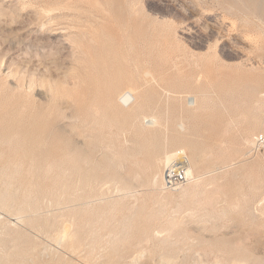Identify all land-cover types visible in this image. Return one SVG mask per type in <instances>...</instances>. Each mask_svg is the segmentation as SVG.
Segmentation results:
<instances>
[{
  "label": "rangeland",
  "instance_id": "rangeland-1",
  "mask_svg": "<svg viewBox=\"0 0 264 264\" xmlns=\"http://www.w3.org/2000/svg\"><path fill=\"white\" fill-rule=\"evenodd\" d=\"M101 9L106 10H104V12ZM79 29L81 30L79 31ZM123 31L125 32L124 34ZM84 33H86V35L82 36ZM127 38V42L129 43L126 44L125 40ZM76 43H78L79 46ZM129 46L132 48H129ZM130 49L132 51L131 53ZM133 51L135 52L133 53ZM134 65H137L136 68ZM142 67L144 69H142ZM137 68L138 71L139 68L142 70H148L151 73V77H148V80L150 79L149 81L153 84L150 85L151 83L149 82L150 84H147L144 90L140 91L139 99L141 98V100H138V102L142 104L140 105L137 103L135 108H131L134 109V111L132 110L133 114L131 110L129 112L130 107L124 108L118 105L119 101L116 94L128 86L126 81L129 76H135ZM33 72L34 74H32ZM200 73L201 77L199 78L198 74ZM34 75H36L37 78ZM43 77L47 78V80H45L48 81L49 84ZM30 78L32 81L36 80L34 81L36 83L30 81ZM152 78H154L155 82ZM158 78L161 80H158ZM198 78L200 81H197L199 80ZM41 80L43 83L46 82L47 85L44 83L43 86H40V82L38 81ZM162 80L163 84L161 85L160 82H162ZM50 82L52 83L50 84ZM40 84L42 85V83ZM36 86H38L37 89ZM42 88H44L45 91ZM49 88H52L50 89L51 93L48 91ZM54 88L57 89L58 94H55L57 92ZM60 88H64V90ZM150 88L152 89L149 90ZM58 89H60L61 92ZM31 90L34 91L32 92ZM62 91L64 92V95L62 94ZM202 91H208L210 93L209 102L212 104L210 105L213 109L209 107V102H204L201 95ZM212 91L214 92L211 93ZM226 93L227 95H225ZM45 94L49 95V97ZM211 94L213 96H211ZM260 94L262 96L261 98L260 96L255 97V95ZM50 95L52 98L56 95L57 99L59 97L58 100H56V98L53 100L55 104L53 101L51 102L50 99L52 98ZM69 95L73 97H70ZM193 95H199L197 98L199 99V102H203L201 103L203 109L199 108V110L196 109L192 111L193 109H189L186 106L185 97ZM63 96L68 97L65 98ZM111 96H113V98ZM81 97L84 99L82 100ZM61 98H65L63 99V102ZM257 98H260V100L262 99V102H258ZM73 99L75 103L72 102ZM69 100L73 103L72 108L74 110L75 118L82 119L83 115H90V111L94 113L91 114L93 115V118L87 115L84 119L85 121L88 119V123L94 121L91 123L92 125L90 124L91 129L90 127L72 128L75 125L79 126L78 121L81 119L75 120L73 118L74 120L71 119L73 121L68 119L71 122L63 119V121L58 120L60 124L59 122L55 123V121H57L56 115L58 116V113H55V110L63 112L64 109L61 107H64V103L66 102L71 105ZM56 101L61 102L62 106ZM108 101L111 104H109ZM56 103L57 105L59 104V106H57ZM51 104L53 105V108H51ZM106 104H109L110 108L107 107ZM256 104L260 106V110L258 106H255ZM88 107L89 109H87ZM97 107L98 109L101 107V111L106 107L107 110L105 111L104 108L103 111L107 112L106 115L105 113L104 115H99L100 113H103L99 112ZM166 107L168 110H166ZM207 107L209 108L207 109ZM263 107L264 0H0V193L4 191V187L6 188L8 184L10 185V183H12V185H14V183H16L14 185L15 187L10 185V187L14 189V191L11 189V195L9 193V185L6 188L8 192L6 189L3 192L6 196L9 194L7 199L3 193L2 196H0V198L3 197L2 199L4 200L1 199L2 201H0L3 202L4 207L6 206L3 210V205H0V258H2L0 259V261L2 260L0 264H2V262L3 264L10 262V264H264V153L251 152L254 137L258 134L264 133V130L263 132L261 131L262 128H264L262 127V125L264 126ZM48 108L50 110H48ZM141 109L147 114H157L161 124L167 119L168 128L164 129V127L161 126L156 128L157 130L151 129V132L148 131L147 128L144 129L141 125V127L146 130V132L143 131V129L140 128V125H138L140 120L135 118V113ZM70 110L67 111V113L73 114V110ZM191 111L193 114H191ZM84 112L86 114H84ZM168 114L170 115L168 116ZM96 115L102 116V118H105L104 116H106V120L100 118L103 121L105 120L106 123L99 119L98 121L96 120L98 123V125H96L94 120V116L96 117ZM193 116H196L195 119ZM98 118L99 117L96 119ZM259 118H263L261 119L262 124L260 123ZM52 119L55 120L53 121ZM108 119L111 121L116 120V122L112 123V121L111 124H109L110 121H108ZM173 120L177 123L183 122L184 130L186 131L182 132L177 129L176 132L186 133L185 135H189L191 139L194 138L191 141L197 144V147L195 148L196 150L192 151L195 155V168H193V170L197 175L195 176L194 174V178L189 179L186 185L177 190L171 191L162 188L157 184L158 182L156 183V181H158L157 178L159 179V176H162L164 165L162 163L159 164L158 173H160V175L157 173L159 176H155V171L152 172L150 169L149 171L147 170L150 162L145 160V156L149 151L147 147L149 146L148 148H150L152 143H154L153 145L155 146L162 147L166 142L168 145L169 143L172 144L168 150H171L172 152L183 150L188 155L189 161H191V157L193 156L187 145L172 142V137L179 135H175L172 131L171 122ZM49 121L52 124H49ZM127 121H129L130 127L126 126L128 124ZM231 121L233 123H231ZM75 122H77V124ZM125 122H127V124ZM44 123L47 127H51H48L49 130H51L49 136L53 137H51V139L49 138L51 144L58 145V143L61 142L63 148L65 144V149H67L65 150V153L64 151L62 152L64 149H62L61 152L59 150H57V152L55 151V153L52 152L54 156L58 153L56 156L59 158L54 157V160L56 159L57 161H53V158L51 159L52 153L50 156L48 154L47 156L50 157L53 163L49 162L51 160H49L48 157L47 160L49 161H46V158L44 159L42 155H38V150L33 144L34 141L32 134L35 132V134L38 135V128L44 126ZM94 123L95 125H93ZM113 124L115 125L113 126ZM65 125L66 127H64ZM120 125L127 127L124 128L122 126L123 133L125 132L124 134L120 129ZM131 125H133V128L137 125L135 128L136 130H131ZM57 126H59L58 130H61L60 132L55 130L57 129ZM93 126H95V128ZM103 126L105 127L104 131L107 136L102 134L104 133L102 131L104 128ZM30 127L34 130L31 131L32 129ZM138 127L139 129L137 130ZM69 128L70 130H73V133L66 130ZM95 129L98 133H100V130L101 135L96 134L97 132ZM134 130L136 133L142 131V133L144 132V135L140 132L141 135L139 137V133L135 134ZM165 130L170 132V134ZM248 130L254 132L252 137H250L251 134H249L251 131L249 132ZM64 131H69L67 134H70L67 135ZM80 131H86L91 134L92 137L94 136L93 141L91 137V141L97 146V151H99L98 155L96 154L97 156L94 158V162L98 161V158L101 161L99 160V163L96 162L94 164L95 168L92 174H95V177L92 178L98 179L99 176L103 175L104 177H100L103 183L107 181L108 178L109 181L111 179L110 183L107 181V183L105 182L106 184L101 186V183L99 182L100 178L99 180L96 179L97 182L94 179H91L92 181L90 180L91 183L89 184L93 186L94 183H96L95 185H97L98 188L97 186L95 187V185L93 186L96 190L91 188L90 185L85 184V182L88 181L87 179H79V177L77 178L75 175H72L69 178L70 174L64 172L66 165H68L69 160H71H68L69 153L71 156L70 158H74L76 161L81 159V157L78 159L79 155L77 153L78 150L79 154L81 153V148H77V146L82 147L81 143H72L73 134H77ZM131 131L135 136H138L137 139H135L136 137L133 136L132 133H129ZM147 131L150 133H147ZM54 132H57V134ZM53 133L58 135L59 142L55 143L57 140L54 138L55 135H52ZM145 134H150L153 142L150 141V138H147ZM243 134L245 135L243 136ZM113 135H115V138ZM248 135L249 138L247 137ZM14 136L17 138L20 137V139L18 138L19 140H17ZM98 137H100L102 143H100ZM131 137L132 140L129 139ZM141 137L142 140H139ZM250 138L253 139V141L251 140L253 143L252 145L250 144L251 146H247V143L251 142H248V139ZM76 139L82 141V138L75 137L74 140ZM114 139L118 141H116L117 144H115ZM20 141L22 142L20 143ZM23 141L24 143L27 141L29 142L25 145L23 144ZM140 141L141 143H139ZM95 142H99L101 145L96 144ZM104 142H106L105 145L108 142L107 145L109 146L110 144L111 146L113 144L115 146L117 145V150L114 146H110L113 148V151H111L112 149L109 146L106 145L105 147V145H103ZM129 142H131L130 144L132 146L136 145L132 148L131 152V148L127 147ZM148 142L151 143L148 144ZM245 142L247 143L245 144ZM15 143H17V145L20 143L18 147H20L19 149L21 150L23 148L22 151L24 152L20 150V153H17L19 149ZM68 143L71 146H74L73 144H75V146L71 147ZM122 143L124 145H122ZM142 143L145 147L142 146ZM146 143L148 146H146ZM137 144L142 145L138 148ZM131 145H129V147ZM206 145L213 149L211 148L209 150V147ZM14 146H16V149L18 150H16ZM103 146L104 148H109V150L104 149ZM73 148L77 151H73ZM99 148L102 151H107L102 152ZM137 148L139 150L140 148H146L145 151H148L145 152L143 151L144 149H142L139 151L140 153H133L136 150L138 151ZM24 149L27 152H25ZM14 150L17 152L15 153ZM115 150L116 152L120 150V155L122 153L123 155L126 154L125 157L121 155V159L125 158L124 161L127 160V155L130 159L132 158V161L129 158L128 159L130 160V163L132 162L133 164L131 163V165H128V161H125L126 163L122 161L125 166L121 164V159H118L120 156L116 158L119 155V151L116 156L113 155ZM127 150H129L128 153L126 152ZM208 150L210 154L208 153ZM28 151L34 152H31L32 154L28 156ZM58 151L62 155L60 154L59 156ZM110 151L113 154L109 153ZM129 152L130 154L133 153V155L131 154L132 157L129 155ZM141 152L146 153V155L144 156V153ZM12 153L14 155L16 154L17 158ZM103 153L104 156L102 155ZM106 153H108V156ZM203 153L206 154L203 156H206V159L202 157L201 154ZM212 153L213 160L210 157L212 156ZM109 154H112L115 157L112 155L109 156ZM136 154L141 155L139 157V155L137 156ZM22 155L29 157L28 163V159L25 158V160ZM33 155L35 156L32 157ZM80 155L82 156V154ZM105 155L107 156L108 161L103 160V158L105 159L106 157ZM21 157H23V159H21ZM31 157L37 159L30 162V159H32ZM60 157L62 158L61 160ZM66 157L68 158L66 159ZM111 157L113 160L114 158L118 160L120 165L116 160L112 161ZM141 157H145L143 162L145 160L144 163L147 162V164H145L147 166L144 167V163L139 166V164H142ZM207 157L210 159L209 163ZM159 158H162V155H160ZM41 159L42 162H49L51 167H49V163L47 164L45 162L48 166L44 163L46 165L44 170ZM139 159H141V161H139ZM200 159L204 162L199 163ZM64 160L66 162H63ZM73 160H71V163L75 162V160ZM110 160L117 163L115 165L113 163H108ZM205 160H207V162ZM137 161L141 163H137ZM59 162L60 165H58ZM61 162L65 164H61ZM101 162L103 164L106 163L108 167H111V165L117 166L118 168L116 167V170L119 172L117 173L114 167L111 168L113 170L107 168L109 169V172L105 168L107 170L105 171L103 168L106 166L104 164V167L102 166L101 168ZM134 162H136L139 167L144 168L143 170L140 168L141 171L139 172L138 170L139 173L147 170L148 172H144L147 175L150 174V178H147L149 177L147 175H142L143 173L140 174L145 176L148 181L151 179L148 183L149 186L145 185L147 184L146 182H148L146 178L144 179V177L142 178V176H138L140 179L137 180L141 181L143 184L133 178L135 173V170L133 169L138 168ZM21 164H23V166H21ZM53 164L56 167H54ZM56 164L61 169L63 168L62 170L58 169L60 172L56 169L54 170V168L58 167ZM98 164L100 165L98 166ZM1 165L4 166L2 167ZM7 165L11 166L7 167ZM61 165L63 166L61 167ZM126 165L128 168L127 172L125 171ZM97 166L100 169H98ZM4 167L8 169H4L3 171ZM120 167H122V169H119ZM240 167L246 169L239 173V171H242V168L240 169ZM47 169H49V172ZM12 170L18 172L16 175L20 176L22 173L25 177L22 178V175L20 177H14L16 175H13L12 177ZM98 170H100V172ZM103 170L105 171L104 174ZM114 170L117 175L120 174L121 170L123 171H121L120 175L116 176L114 174V176L112 175ZM131 170L133 171L131 172ZM234 170L239 171L235 174ZM43 171L44 173H42ZM2 172L4 173L2 174ZM15 172L13 174H15ZM53 172L54 175L52 174ZM58 172H63L61 174L62 176H59ZM5 173L8 174L6 175ZM33 173L36 174V176ZM38 173L40 175L43 174V177L41 176L40 178ZM45 173H47V175H45ZM56 173L58 174L57 176L55 175ZM130 173H133L132 176ZM232 173L233 176L229 177ZM234 174L237 177L235 176L233 179ZM66 175H69V179H66ZM121 175H124V177ZM153 175L155 177H153ZM6 176L8 177L7 179H10L9 177H11L12 182L11 180H7ZM48 176L49 178L47 180ZM54 176L57 178L55 179ZM63 176L66 177L64 178ZM125 176H129V180H131L130 178H133V182H131L132 180L130 181L133 183L132 189H130L131 185H128L130 183ZM153 178L156 179L153 181ZM74 179L76 184L72 181ZM83 179L84 181H82ZM114 179H117L116 181L118 182L115 183L116 181ZM123 179H126L125 182L128 184H126ZM142 179L145 180V183ZM65 180L66 182H64ZM152 181L154 185H152L153 183L151 184ZM81 182L85 185L83 186ZM98 182L99 184H97ZM135 182H137L139 186H137ZM134 183L136 185H134ZM19 184V188L22 189H19L21 192L16 190L18 189ZM60 184H62L63 187L61 190ZM77 184H80V186ZM121 184L128 186L129 190L127 191L125 189V192L124 188L121 189V187H124L121 186ZM155 184L159 185L163 190L159 186L157 188ZM65 185H68V190L65 188ZM82 186L86 190H91V192H99L101 189H103L104 192L101 191V196L99 195L100 192L98 193L99 198L95 192L93 193L94 196L96 195L94 197L90 191L89 193L88 190H83ZM99 186L101 189H99ZM64 189L67 191L71 190L72 192L70 191L68 193ZM72 189H76L75 192L78 191V194ZM81 189L83 191H81L80 194L79 190ZM97 189L99 190L97 191ZM153 189L156 190L154 191ZM64 191L65 193H63ZM84 191L87 195L84 194ZM21 193L25 195H22ZM62 193L64 195L66 194V197ZM70 193L73 194H71L72 197L70 196ZM126 193L128 194L126 195ZM12 194L13 198L10 197ZM83 194L86 196H82ZM17 195H22L20 197H23L24 200L18 198L19 196ZM76 195H78V200L80 197V200L83 198V202H85V198L86 204H83L86 206L84 208L81 204L82 201H76V198L73 199ZM89 195L90 197L88 198ZM91 195L94 197L93 199L98 198L100 201L96 200V202L90 200L92 198ZM67 197L70 198L69 201ZM100 197H102V199ZM88 199L90 202L92 201L91 204L88 202ZM17 200H19V204L16 203ZM8 201H11L12 204H8ZM58 201L61 203L59 204ZM69 202H71V205L65 207ZM76 202L80 203V207L78 206L79 204L72 206V203L77 204ZM110 203H113V205L111 206ZM20 205H22L23 208L21 206V208L18 209V206ZM104 205L106 208H109V211L112 210L114 212H109ZM97 206L101 207L97 208ZM78 207L80 210L82 207V212L80 210L77 211ZM91 207L92 213L89 210ZM94 207H96L99 212H95L96 210L94 209L96 208ZM102 207H104L105 210ZM112 207H116V210ZM102 209L104 210L103 212H101ZM84 210H87L86 213ZM106 210L108 212L105 215L104 212ZM115 211L117 212L116 214ZM94 213H96L97 216H94L96 218L93 223L94 218L92 215ZM101 213L104 214L102 215ZM140 214L141 218L144 216L142 220H140ZM84 216H91L92 219H90L93 224H91V221H88L90 220L87 219L88 217L84 218ZM78 217L80 218L79 220ZM83 218L87 219L88 223ZM133 219H138L139 221L137 220V222H139V225L135 224L136 220L133 222ZM84 221L85 225L87 223V227L89 225L90 231L85 227L84 223L82 224ZM141 221L144 222V224ZM77 222H79V224ZM133 223L137 225V227L139 226L138 230L142 228L141 231L139 230L141 233L138 232L137 228L134 229L136 226ZM132 224L134 225L133 227H131ZM140 224L143 227H140ZM42 225H44L45 228H42ZM77 225L78 227L81 225L84 230H80L81 227H79V230H76L75 228H77ZM146 225L148 227H146ZM68 227L70 229H68ZM146 228H148L147 231L144 230ZM62 229L64 232H61L63 231ZM73 229H75V232L78 231V239L77 237L74 238L76 233H74L75 235L72 233ZM135 230H137L138 234H136L137 232ZM65 231L67 232L66 236L68 238L66 239L65 237V239H61V236ZM81 231L84 236H88L84 237L80 233L81 239H86L87 237L91 243L97 242L96 245L92 243V247L94 248L95 246V252H98L96 256L95 252L94 254H91V252L94 251L93 248L91 249V246V251H88L90 242L87 241V243L89 242L88 247H86L87 244H84L87 239L85 241L82 240L85 247H82L81 243V247L83 248L82 251L84 250L85 254L84 252L82 253L80 250L81 247L79 246L80 251H77V245H80L77 241L80 240L79 232ZM142 231L144 236H140V239L141 237H143V239L139 242L137 239L139 236H135L139 235V233L142 234ZM144 231H146V238ZM89 232H92V234L94 233L93 235L94 237L96 236V241L95 239L94 241L90 240L94 237L93 235L91 236ZM58 233L61 235H58ZM70 234L72 237H70ZM131 234L135 235L134 237L138 242L134 241L135 238L132 237ZM56 235L61 239V242ZM89 235L91 236L90 239ZM129 235L134 240L128 239L130 238ZM73 238L75 240L77 239L76 246L73 244ZM120 238H123V240ZM124 238H127L128 241ZM69 239L71 240L73 247H71L72 244L68 241ZM116 240H119L120 244L122 243L121 245L122 247L124 246V250H122L119 242L115 243ZM80 242L81 240L79 243ZM112 243L113 247L115 249L117 248V250L112 248ZM74 246L77 247V249H75ZM96 246L97 250L102 248L101 252L96 251ZM107 246L109 250H107ZM19 249H22V251H19ZM74 250L77 252H74ZM85 250H87V252ZM121 250L123 251L122 253ZM113 251L116 253V256L120 253L119 256L122 258L118 257L117 259ZM88 252L90 255H94L92 257L93 260L91 258V260L89 258L86 259L87 257H91ZM18 253H21L20 256ZM86 253L88 255H86ZM109 253H114L113 255L116 259ZM84 255H86V258H84ZM109 256L111 257L109 258ZM111 258H113V260Z\"/></svg>",
  "mask_w": 264,
  "mask_h": 264
},
{
  "label": "bare ground",
  "instance_id": "bare-ground-1",
  "mask_svg": "<svg viewBox=\"0 0 264 264\" xmlns=\"http://www.w3.org/2000/svg\"><path fill=\"white\" fill-rule=\"evenodd\" d=\"M62 5H64V4H62ZM104 5H105V4H104ZM56 6H57V5H56ZM60 6H61V5H60ZM55 8H56V7H55ZM57 8H59V7H57ZM103 8H104V7H103ZM103 8H102V9H103ZM61 9H62V7H61ZM102 9H101V10H102ZM63 10H64V9H63ZM65 10H66V9H65ZM68 10H70V9H68ZM104 10H106V9H104ZM104 10H102V11H104ZM118 11H119V10H118ZM104 12H105V11H104ZM107 12H108V11H107ZM120 12L122 13L121 10H120ZM100 13H102V12H100ZM121 15H122V14H121ZM124 16H125V15H124ZM108 17H109V16H108ZM122 17H123V15H122ZM132 17H133V16H132ZM132 17H131V20H132ZM135 17H136V16H135ZM124 19H125V17H124ZM133 21H134V20H133ZM125 23H126V22H125ZM90 25H91V24H90ZM94 29H95V28H94ZM123 29H124V28H123ZM80 30H81V29H79V31H80ZM124 30H125V29H124ZM128 31H129V30H128ZM124 33H125V32L123 31V34H124ZM88 34H89V33H88ZM123 34H122V36H123ZM83 35L85 36L86 33L82 34V36H83ZM123 38H124V37H123ZM95 39H96V37H95ZM124 40H125V39H124ZM127 41H128V38L125 40L126 44L129 43V42H127ZM79 43H80V42H79ZM76 44L79 46L78 43H76ZM147 44H149V43H147ZM77 45H76V46H77ZM146 47H147V45H146ZM76 48H77V47H76ZM78 48H79V47H78ZM129 48H132V47L129 46ZM129 48H128V49H129ZM80 49H81V48H80ZM133 49H134V47H133ZM172 50H173V49H172ZM128 51H129V50H128ZM174 51H175V50H174ZM131 52H132V51H131V49H130V53H131ZM134 52H135V51H133V53H134ZM179 55H180V54H179ZM168 56H169V55H168ZM138 57H139V56H138ZM138 57H137V58H138ZM186 57H187V56H186ZM135 60H136V59H135ZM29 61H30V60H29ZM123 61H124V59H123ZM124 62H125V61H124ZM134 62H135V61H134ZM193 62H194V61H193ZM132 64H133V61H132ZM195 65H196V63H195ZM134 66H135V65H134ZM136 66H137V65H136ZM136 66H135V68H136ZM149 66H150V65H149ZM142 69H144V68L142 67ZM142 69L139 68V71H138V68H137V72H136L135 76H133V75H132V76H129V78L127 79V81L125 80V81L127 82L128 86H127V87L124 86L125 88H124L123 90H121L120 92H117V94H116V96H117V98H118V101H119V104H118V105H120V106H122V107H124V108H129V107H130L129 112H130V110H131L132 113H133L134 109H131V108H133V107L135 108V106L137 105V103H139L138 100H141V98L139 99L140 91H141V90H144L145 86H146L147 84H150V83H151V82L149 81L150 79L148 80V77H151V76H150L151 73H150L148 70H142ZM130 73H131V72H130ZM32 74H34V72H33ZM40 74H41V73H40ZM42 75H43V74H42ZM42 75H40V76H42ZM198 75H199L198 77L200 78V77H201V76H200L201 73L198 74ZM34 76L36 77V75H34ZM45 77H46V75H45ZM159 77H160V76H159ZM176 77H177V76H176ZM202 77H203V76H202ZM31 78H32V76H31ZM31 78H30V79H31ZM36 78H37V77H36ZM43 78H44V77H43ZM195 78L197 79L196 76H195ZM199 78H198V79H199ZM205 78H206V77H205ZM30 79H29V80H30ZM45 79L47 80V78H44V80H45ZM58 79H59V77H58ZM152 79H153V81H154V78H152ZM159 79H160V78H158V80H159ZM189 79H190V78H189ZM202 79H203V78H202ZM202 79H201V80H202ZM42 80H43V79H42ZM42 80H41V81H38V82L42 83V85L39 83L40 86H43L44 83L46 84V82H48V81L45 80L46 82L43 83ZM48 80H49V79H48ZM55 80H56V79H55ZM156 80H157V79H156ZM160 80H161V79H160ZM163 80H164V79H163ZM163 80H162V82H160L161 85L163 84ZM186 80H187V79H186ZM194 80H195V79H194ZM228 80H229V79H228ZM30 81H32V79H31ZM34 81H36V80H33L32 82H34ZM49 81H50V80H49ZM56 81H57V80H56ZM197 81H200V79L197 80ZM207 81H208V80H207ZM226 81H227V80H226ZM229 81H230V80H229ZM233 81H234V80H233ZM53 82H54V81H53ZM57 82H58V81H57ZM149 82H150V83H149ZM154 82H155V81H154ZM158 82H159V81H158ZM34 83H36V82H34ZM34 83H32V84H34ZM51 83H52V82H50V84H51ZM54 83H55V82H54ZM64 83H65V81H64ZM37 84H38V83H37ZM48 84H49V82H48ZM104 84H105V83H104ZM152 84H153V83H151L150 85H152ZM158 84H159V83H158ZM195 84H197V83H195ZM195 84H194V85H195ZM207 84H208V83H207ZM224 84H225V83H224ZM46 85H47V84H46ZM106 86H107V85H106ZM148 86H149V85H148ZM148 86H147V88H148ZM32 87H33V86H32ZM32 87H30V88L33 89L34 87H33V88H32ZM37 87H38V86H36V89H37ZM54 87H55V86H54ZM108 87H109V86H108ZM120 87H121V86H120ZM149 87H150V86H149ZM156 87H157V86H156ZM65 88H66V87H65ZM100 88H102V87H100ZM117 88H118V87H117ZM147 88H146V89H147ZM152 88H153V87H152ZM152 88H150L149 90H151ZM40 89H41V88H40ZM42 89L44 90V88H42ZM45 89H46V88H45ZM50 89H52V88H49V90H48L49 92H50ZM54 89H56V88H54ZM60 89H62V88H60ZM60 89H58V90L60 91ZM76 89H77V88H76ZM102 89H103V88H102ZM158 89H159V88H158ZM211 89H212V88H211ZM213 89H214V88H213ZM34 90H35V89H34ZM34 90H33V91H34ZM62 90H64V88H63ZM73 90H75V89H73ZM160 90H161V89H160ZM169 90H170V89H169ZM199 90H200V89H199ZM31 91H32V90H31ZM33 91H32V92H33ZM44 91H45V90H44ZM44 91H43V92H44ZM102 91H103V90H102ZM104 91H106V90H104ZM114 91H115V90H114ZM161 91H162V90H161ZM248 91H249V90H248ZM54 92H55V91H54ZM56 92H57V93H55V94H58L57 89H56ZM60 92H61V91H60ZM60 92H59V94H60ZM62 92H63V91H62ZM100 92H101V91H100ZM164 92H165V91H164ZM167 92H168V91H167ZM167 92H166V93H167ZM193 92H194V91H193ZM197 92H198V91H197ZM213 92H214V91H212L211 93H213ZM249 92H250V91H249ZM249 92H248V94H249ZM262 92H263V91H262ZM262 92H261V94H262ZM50 93H51V92H50ZM52 93H53V91H52ZM81 93H82V92H81ZM103 93H104V92H103ZM108 93H109V92H108ZM217 93H218V92H217ZM227 93H228V92H227ZM227 93H226L225 95H227ZM252 93H253V92H252ZM257 93H258V91H257ZM55 94H54V95H55ZM62 94L64 95V92H63ZM67 94H68V93H67ZM86 94H87V93H86ZM105 94H106V93H105ZM163 94H164V93H163ZM167 94H168V93H167ZM167 94H166V95H167ZM187 94H188V93H187ZM189 94H190V93H189ZM209 94H210V93H209L208 91H205V92L202 91V92H201V95H202V97H203L205 103H206V101L209 102V100H210V96H209ZM214 94H215V93H214ZM254 94H255V93H254ZM261 94H260V95H255V97H256V96H260V98H261V97H262ZM45 95L49 97V95H47V94H45ZM51 95H52V94H51ZM51 95H50V96H51ZM222 95H223V94H222ZM251 95H252V94H251ZM60 96H61V94H60ZM69 96H70V97H73V96H71V95H69ZM78 96H80V95H78ZM81 96H82V95H81ZM140 96H141V95H140ZM164 96H165V95H164ZM169 96H170V95H169ZM198 96H199V95H198ZM198 96H194V95H193V96H186V97H185V104H186V106H187L189 109H193L192 111H194V110H196V109L199 110V108H202V109H203V106L201 105V103H203V102H199V99L197 98ZM211 96H213V95L211 94ZM61 97H62V96H61ZM63 97H65V96H63ZM66 97H68V96H66ZM66 97H65V98H66ZM83 97H84V94H83ZM111 97L113 98V96H111ZM114 97H115V96H114ZM253 97H254V96H253ZM51 98H52V96H51ZM53 98H54V99H53ZM53 98L50 99L51 102H52L53 100H55V98H56V100L59 99V97H58V99H57V95H56L55 97L53 96ZM65 98H63V99H65ZM147 98H148V97H147ZM165 98H166V97H165ZM260 98H259V99L257 98L258 102H260V101L262 100V99L260 100ZM48 99H49V98H48ZM63 99L61 98L62 102L64 101ZM81 99H82V97H81ZM83 99H84V98H83ZM83 99H82V100H83ZM85 99H86V98H85ZM148 99H149V98H148ZM162 99H163V98H162ZM167 99H168V97H167ZM167 99H166V100H167ZM211 99H212V98H211ZM155 100H156V99H155ZM48 101H49V100H48ZM48 101H47V102H48ZM59 101H60V100H59ZM59 101H56V102L58 103ZM66 101H67V100H66ZM109 101H110V100H109ZM109 101H108V102H109ZM217 101H218V100H217ZM49 102H50V101H49ZM67 102H68V101H67ZM67 102L64 103V107L62 106L61 102H59V104H61V106H62V107H61V106H60V107L63 108L65 111L63 110V112H61V111H60V108H59V111H60L61 113L58 112V110H55V113H58V116L56 115V119H57V121H55V123H58V122H59L58 120L63 121V119H64V120L66 119L67 121H70V120L73 119V118H74L75 120H76V119H77V120L79 119V118H75L74 110H73V108H72V104H73L72 102L75 103L74 99H73L72 102H71V100H69V102H71V105H69V103H67ZM152 102H153V99H152ZM154 102H155V101H154ZM168 102H169V101H168ZM211 102H212V101H211ZM215 102H216V101H215ZM255 102H256V100H255ZM255 102H254V103H255ZM261 102H262V101H261ZM53 103H54V101H53ZM57 103H56V105H57ZM159 103H160V102H159ZM212 103H213V102H212ZM54 104H55V103H54ZM59 104H58L57 106H59ZM109 104H111V103L109 102ZM109 104H108V105L106 104L107 107H109ZM139 104H140V103H139ZM141 104H142V103H141ZM141 104H140V105H141ZM210 104H211V103L209 102V105H210ZM215 104H216V103H215ZM259 104H260V103H259ZM209 105H208V106H209ZM211 105H212V104H211ZM211 105H210L209 107H211ZM213 105H214V104H213ZM51 106H52L51 108H53V105H52V104H51ZM54 106H55V105H54ZM97 106H98V105H97ZM99 106H101V105H99ZM157 106H158V105H157ZM255 106L257 107L258 105L256 104ZM42 107H43V106H42ZM73 107H77V106H73ZM209 107H207V109H208ZM258 107H259V110H260V109H261L260 106H258ZM56 108H57V107H56ZM100 108H101V107H100ZM100 108L98 109V107H97V109L99 110V112H102L103 114L100 113L99 115H104V113H105V115H106L107 112H103V111H104V108H105V111L107 110V108L104 107V108L102 109L103 111H101ZM109 108H110V107H109ZM109 108H108V109H109ZM138 108H139V107H138ZM146 108H147V107H146ZM155 108H157V107H155ZM211 108L213 109V107H211ZM263 108H264V107H263ZM54 109H55V108H54ZM57 109H58V108H57ZM70 109L73 110V111H72L73 114H71V113L68 114V113H67V111H69ZM76 109H77V108H76ZM76 109H75V110H76ZM87 109H89V107H88ZM139 109H140V108H139ZM144 109H145V108H144ZM158 109H159V108H158ZM186 109H187V108H186ZM257 109H258V108H257ZM48 110H50V109L48 108ZM61 110H62V109H61ZM92 110H93V108H92ZM115 110H116V109H115ZM121 110H122V109H121ZM132 110H133V111H132ZM166 110H168L167 107H166ZM200 110H201V109H200ZM46 111H47V110H46ZM56 111H57V112H56ZM70 111H71V110H70ZM113 111H114V109H113ZM122 111H123V110H122ZM124 111H125V110H124ZM126 111H127V110H126ZM155 111H156V110H155ZM192 111H191V112H192ZM254 111H255V110H254ZM47 112H48V111H47ZM85 112H86V111H85ZM85 112H84V114L87 113V112H86V113H85ZM99 112H98V113H99ZM187 112H188V111H187ZM196 112H197V111H196ZM257 112H258V111H257ZM55 113H54V114H55ZM88 113H89V110H88ZM90 113H91V114H94V113H92L91 111H90ZM108 113H109V112H108ZM172 113H174V112H172ZM78 114H79V113H78ZM80 114H81V113H80ZM91 114H90V115L87 114V115H89V117L93 118V115H91ZM122 114H123V113H122ZM133 114H134V113H133ZM163 114H164V113H163ZM191 114H193V112H192ZM87 115H85V116L83 115L84 117L82 116V119H81V118H80L81 120L79 119V120H80V121H78V122H79V124H78L79 126H76V125H75V126H73L72 128H81V127H87V128H88V127H90V129H91V125H92L91 123L94 122V121H92L91 123H88V122H87L88 119L85 121L84 119L86 118ZM99 115H96V117L94 116V120H95V122H96V120L98 121L100 118H102V116H99ZM120 115H121V114H120ZM125 115H126V114H125ZM169 115H170V114H168V116H169ZM186 115H187V114H186ZM53 116H55V115H53ZM171 116H172V115H171ZM191 116H192V115H191ZM252 116H253V115H252ZM79 117H80V116H79ZM97 117H99V118L96 119ZM104 117L106 118V116H104ZM114 117H116V116H114ZM122 117H123V116H122ZM133 117H134V116H133ZM165 117H166V116H165ZM180 117H181V116H180ZM195 117H196V116H195ZM195 117L193 116L194 119H195ZM246 117H247V116H246ZM255 117H256V116H255ZM87 118H88V117H87ZM105 118H102V119H105ZM107 118H108V117H107ZM135 118H138V120H140L139 123H141V124L138 123V125H140V128H142V129H143V127H144V129L147 128L148 131H151V129H156V128L161 127V126H163L164 129H167V128H168V122H167V119H166V121L164 120L165 122L161 124L160 121H159V118H158L157 114H153V113H152V114H147V113H144V112L142 111V109H141L140 111L138 110V111L135 113ZM229 118H230V117H229ZM68 119H70V120H68ZM74 119H73V120H74ZM102 119H100V120L103 121ZM128 119H129V118H128ZM132 119H133V118H132ZM194 119H193V120H194ZM261 119H263V118H261ZM261 119L259 118L260 123H261ZM52 120H53V119H52ZM54 120H55V119H54ZM54 120H53V121H54ZM73 120H71V121H73ZM89 120H91V119H89ZM105 120H106V119H105ZM105 120H104V121H105ZM180 120H181V119H180ZM193 120H192V121H193ZM53 121H52V122H53ZM71 121H70V122H71ZM101 121H100V122H101ZM104 121H103V122H104ZM108 121H110L109 124H111L112 121H113L112 123L116 122V120H112V121H111V120H109V119H108ZM135 121H137V120H135ZM135 121H134V122H135ZM162 121H163V120H162ZM178 121H179V120H178ZM188 121H189V120H188ZM188 121H187V122H188ZM49 122H50V121H49ZM49 122H48V123H49ZM123 122H124V121H123ZM127 122H128V124H127ZM127 122H125V123L127 124L126 126H129V121H127ZM130 122H131V121H130ZM166 122H167V123H166ZM184 122H185V121H184ZM28 123H29V121H28ZM75 123L77 124V122H75ZM105 123H106V121H105ZM107 123H108V122H107ZM117 123H118V122H117ZM117 123H115V124H117ZM120 123H122V122H120ZM120 123H119V124H120ZM131 123H132V122H131ZM194 123H195V121H194ZM231 123H233V122L231 121ZM49 124H52V123L50 122ZM49 124H48V125H49ZM59 124H60V122H59ZM59 124H58V125H59ZM61 124H62V123H61ZM90 124H91V125H90ZM115 124H113V126H114ZM133 124H134V123H133ZM261 124H262V123H261ZM261 124H260V126H261ZM263 124H264V121H263ZM43 125H44V126L38 128V131H37L38 135H36L35 132H34L33 134L31 133V134H32V137H33V141H34L33 144H34V146L36 147V149L38 150V155H42L44 159L46 158V159H45L46 161H49V160H51L52 158H53L52 160L55 161L56 159L54 160V157H57V158H59V157L56 156L58 153L55 154V156L53 155V153H55V151L57 152V150H59V151L61 152L62 149H64V150H62V152L64 151V153H65V150H67V149H65V148H66V147H65V144H64V148H63V146L61 145V142L58 143V145H52V144H51V141L49 140V138L51 139V137H52V136H49V133L51 132V130H49V128H51V127L48 126V127H49V128H48L47 125H46L45 123H44ZM56 125H57V124H56ZM73 125H74V124H73ZM93 125H95V123H94ZM96 125H98L97 122H96ZM99 125H103V124H99ZM107 125H108V124H107ZM117 125H118V124H117ZM134 125H135V124H134ZM141 125H142L143 127H141ZM209 125H210V124H209ZM30 126H31V125H30ZM50 126H52V125H50ZM70 126H71V125H70ZM108 126H109V125H108ZM111 126H112V125H111ZM113 126H112V127H113ZM118 126H119V125H118ZM120 126H121V125H120ZM122 126L124 127V125H122ZM122 126H121V128H120L121 130H122ZM126 126H125V127H126ZM136 126H137V125H136ZM136 126H134V127L136 128ZM210 126H211V125H210ZM4 127H5V126H4ZM58 127H59V126H57V129H55V128H54V129H55V130H58V129H59ZM60 127H61V126H60ZM64 127H66V125H65ZM64 127H63V128H64ZM93 127L95 128V126H93ZM98 127H99V126H98ZM103 127H104V126H103ZM112 127H111V128H112ZM125 127H124V128H125ZM129 127H130V126H129ZM129 127H128V128H129ZM131 127H132V128H130L131 130L135 129V128H133V125H131ZM171 127H172V131L174 132L175 135H176V134H179L178 136H173V137H172V142H174V143H177V142H178V144H179V143H182V144L187 145V147L191 150V152H192L193 150H196L195 148L197 147V144H195L194 142L191 141V140L194 139V138L191 139V138L189 137V135H185L186 133H178V132H176L177 129L181 130L182 132H186V131L184 130L183 122H179V123H177L175 120H173V121L171 122ZM262 127H264V126L262 125ZM30 128H31V127H30ZM47 128H48V129H47ZM72 128H71V129H72ZM94 128H93V129H94ZM126 128H127V127H126ZM211 128H212V127H211ZM31 129H32V128H31ZM82 129H83V128H82ZM93 129H92V130H93ZM96 129H97V128H96ZM96 129H95V131H96L97 133H96L95 131H94V132H95L96 134L101 135V131L99 130L100 133H98V131H97ZM98 129H99V128H98ZM100 129H101V127H100ZM106 129H107V128H106ZM114 129H115V128H114ZM138 129H139V127L137 128V130H138ZM142 129H140V130H142ZM144 129H143V131L146 132V130H144ZM161 129H163V128H161ZM164 129H163V130H164ZM259 129H260V128H259ZM33 130H34V129H32L31 131H33ZM52 130H53V129H52ZM66 130H69L70 132L73 133V130H70V128H69V129H66ZM74 130H75V129H74ZM80 130H81V129H80ZM85 130H87V129H85ZM104 130H105V127H104L103 130H102V131L104 132V133H102L103 135L106 133ZM108 130H109V129H108ZM127 130H128V129H127ZM135 130H136V129H135ZM135 130H134V131H135ZM156 130H157V129H156ZM252 130H253V129H252ZM263 130H264V128H262L261 131L263 132ZM35 131H36V130H35ZM58 131H59V130H58ZM60 131H61V130H60ZM60 131H59V132H60ZM62 131H63V130H62ZM69 131H67V132H69ZM75 131H76V130H75ZM75 131H74V132H75ZM78 131H79V130H78ZM88 131H89V130H88ZM90 131H91V130H90ZM148 131H147V133H150V132H148ZM165 131L167 132V130H165ZM181 131H180V132H181ZM248 131L250 132L251 130H248ZM248 131H247V132H248ZM47 132H48V134H47ZM52 132H53V131H52ZM64 132H65V131H64ZM67 132H65V133L67 134ZM109 132H110V131H109ZM117 132H118V131H117ZM119 132H121V131H119ZM140 132L142 133V131H140ZM140 132H137V133H139V135H138L139 137H140V135H141ZM151 132H152V131H151ZM247 132H245V133H247ZM249 132H248V133H249ZM54 133L57 134V132H54ZM54 133L52 134L53 136L55 135ZM72 133H71V134H72ZM75 133H76V132H75ZM92 133H93V132H92ZM95 133H93V134H95ZM115 133H116V132H115ZM115 133H114V134H115ZM122 133H123V130H122ZM124 133H125V132H124ZM124 133H123V134H124ZM126 133H127V132H126ZM129 133H132V131L129 132ZM137 133H136V131H135V134H137ZM143 133H144V132H143ZM143 133H142V134H143ZM167 133L170 134V132H167ZM171 133H172V132H171ZM248 133H247V134H248ZM16 134H17V133H16ZM18 134H19V132H18ZM68 134H70V133H68ZM68 134H67V135H68ZM116 134H117V133H116ZM116 134H115V135H116ZM135 134L132 133L133 136H135ZM249 134H251L250 137H252V134H254V132L251 131ZM11 135H12V134H11ZM14 135H15V134H14ZM21 135H23V134H21ZM99 135H98V136H99ZM108 135H109V134H108ZM115 135H113L114 138H115ZM127 135H128V134H127ZM143 135H144V134H143ZM145 135L147 136V138H148V137L150 138V141H152V140H151V139H152V136H151L150 134H149V135L145 134ZM197 135H198V134H197ZM244 135H245V134H243V136H244ZM17 136H19V135H17ZM55 136H56V137H55ZM55 136H54V138H56L55 140H57L55 143H57V142H59V141H58V137H57L58 135H55ZM70 136H71V135H70ZM105 136H107V134H105ZM129 136H130V135H129ZM138 136H135V137H136L135 139H137ZM146 136H145V137H146ZM154 136H155V135H154ZM14 137H16V136H14ZM21 137H24V136H21ZM73 137H74V138H75V137H76V138H77V137H78V138H82V141H81V140L79 141V139L74 140ZM91 137H92L91 134H89V133L86 132V131H80V132H78L77 134H73L72 139H73L74 141L72 140V143H75V144L81 143V146H82V147H80V146L78 147V146H77V148H78V149L81 148V149H80V150H81V151H80V152H81L80 154H82V156L79 154V152H78L79 150L77 151L76 149L73 148V151H77V153H78V155H79V156H78V159H80L79 157H81V159L78 160V161H76V159L73 158V159L75 160V162H72V163H71V160H73V159L70 158V157H71V156H70V153H69V158L66 157V159L68 158V160L71 159V160H69V164H70V165L67 163L68 165H66V168L64 169V172H66L67 174H70V176H69V175H66V176H67L66 179H69L72 175H75V176H77V178L79 177V179H82V178H85V180L87 179V180H88V181H86L87 183L85 182L86 185H90V184H89V183H91L90 180H91V179H92V180L94 179V178H92V177H95V174H94V175L92 174V172H93V170H94V168H95V167H94V166H95L94 164H95L96 162H98L100 159L98 158V159H97L98 161L94 162V158H95V156L98 155V152H99V151H97V146L92 142L94 136L92 137V141H91ZM95 137L97 138L96 135H95ZM165 137H166V134H165ZM247 137L249 138V135H248ZM16 138H17V137H16ZM16 138H15V139H16ZM18 138L20 139V137H18ZM18 138H17V140H19ZM52 138H53V137H52ZM64 138H65V137H64ZM98 138L100 139V137H98ZM116 138H118V137H116ZM153 138H154V137H153ZM243 138H244V137H243ZM12 139H13V138H12ZM23 139H24V138H23ZM26 139H27V138H26ZM99 139H98V140H99ZM102 139H103V138H102ZM129 139L132 140V137L129 138ZM143 139H144V138H143ZM165 139H166V138H165ZM245 139H246V136H245ZM245 139H244V140H245ZM7 140H8V139H7ZM21 140H22V139H21ZM108 140H109V139H108ZM108 140H107V141H108ZM114 140H115V144H117V143H116L117 140H116V139H114ZM114 140H113V141H114ZM118 140H120V139H118ZM131 140H129V141H131ZM133 140H134V138H133ZM139 140H142V137H141V139H139ZM144 140H145V139H144ZM144 140H143V141H144ZM154 140H155V139H154ZM158 140H159V139H158ZM251 140L253 141V139H251V138L248 139V142H250ZM11 141H12V140H11ZM24 141H25V139H24ZM24 141H23V144H25V145H26L27 142H29V141H27V142L24 143ZM68 141H69V140H68ZM68 141H67V142H68ZM94 141H95V139H94ZM96 141H97V140H96ZM99 141H100V143H102V142H101V139H100ZM104 141H105V140H104ZM147 141H148V140H147ZM147 141H145V142H147ZM165 141H166V140H165ZM242 141H243V140H242ZM242 141H241V142H242ZM252 141H251L250 143L245 142V144L247 143V144H248L247 146H249L250 144L252 145V143H253ZM15 142H16V140H15ZM18 142H19V141H18ZM21 142H22V141H20V143H21ZM52 142H53V141H52ZM70 142H71V141H70ZM109 142H110V141H109ZM117 142H118V141H117ZM123 142H125V141H123ZM126 142H127V141H126ZM145 142H144V143H145ZM152 142H153V141H152ZM154 142H155V141H154ZM204 142H205V141H204ZM20 143H18V144L20 145ZM95 143H96V142H95ZM100 143L98 142V143H96V144L101 145ZM105 143H106V142H104L103 145H105ZM110 143H111V142H110ZM130 143H131V142H129V145H131ZM139 143H141V141H140ZM149 143H151V142H148V144H149ZM15 144L17 145V143H15ZM23 144H22V146H23ZM75 144H73V145L75 146ZM107 144H108V142H107ZM107 144H106V145H107ZM135 144H136V143H135ZM142 144H143V143H142ZM142 144H140V145L137 144V145H138V148H139V146H141ZM153 144H154V143H152V144L150 145L151 147L148 148L149 146H148L147 143H146V146H148L147 149H149V151H148V150L145 151L146 148H145V149L142 148V149H144L143 151H145V152L148 151V152H147V155H146V153H144V152H141V153H144L143 155H144V156L146 155V156H145V157H146L145 160H146L147 162H150V163L148 164L149 166H148V169H147V170L149 171V169H150V171H152V172L155 171V172H154V175L156 174L155 176H157L158 174L160 175V173H158V172H159V170H158V168H159V164L162 163L164 166H166V165L170 162V160H171V158H172L174 152H172L171 150H168L169 147L172 145V144H170V143H169V145H168V143L166 144V142H165L164 146H162V147H161V146L159 147V146H157V145L155 146V145H153ZM157 144H158V143H157ZM200 144H201V143H200ZM19 145H17V147H18ZM27 145H28V144H27ZM29 145H30V144H29ZM68 145L71 146L69 143H68ZM68 145H67V147H68ZM106 145H105V147H106ZM122 145H124V144L122 143ZM129 145H128L127 147H128V148H131V150H130V152H131V151H132V148H134V146H136V145H133V146L131 145L130 147H129ZM158 145H159V144H158ZM203 145H205V144H203ZM251 145H250V146H251ZM22 146H21V148H22ZM74 146H71V147H74ZM107 146H109V145H107ZM110 146H111V144H110ZM110 146H109V147H110ZM112 146H114L115 149H116V146H117V145L115 146V145L113 144ZM112 146H111V147H112ZM142 146L145 147L144 144H143ZM206 146L209 147L208 145H206ZM14 147H15V149L17 148L16 146H14ZM99 147H100V146H99ZM111 147H110V148H111ZM121 147H122V146H121ZM123 147H124V146H123ZM203 147H204V146H203ZM8 148H9V147H8ZM8 148H7V149H8ZM19 148H20V147H18V149H19ZM68 148H69V147H68ZM103 148H104V146H103ZM119 148H120V146H119ZM125 148H126V146H125ZM135 148H136V147H135ZM138 148H137V149H138ZM185 148H186V147H185ZM211 148H212V147H211ZM211 148L209 147V150H210ZM12 149H13V148H12ZM18 149H16V150H18ZM25 149H26V148H25ZM25 149H24V150H25ZM104 149H108V150H109V148H104ZM111 149H112L111 151H113V148H111ZM122 149H123V148H122ZM122 149H120V150H122ZM142 149L140 148V150H142ZM206 149H207V148H206ZM212 149H213V148H212ZM16 150H14L15 153L17 152ZM20 150H21V149H19V151H18L17 153H20ZM22 150H23V148H22ZM22 150H21V151H22ZM29 150H30V149H29ZM32 150H33V149H32ZM68 150H69V149H68ZM99 150H101V149L99 148ZM116 150H117V149H116ZM116 150L114 151V154H113L111 151H110L109 153H112L113 155L116 156L117 152L119 151V155H118L116 158H118V157L120 156V158H118V159H121V155H123V153L120 155V150H118L117 152H116ZM140 150H139V149H138V151H137V150H136V151L134 150L135 152H133V153H137V152H139ZM209 150H208V153H209ZM59 151H58V152H59ZM96 151H97V153H96ZM101 151H102V150H101ZM106 151H107V150H106ZM106 151L104 150V151H102V152H106ZM128 151H129V150H127L126 152L128 153ZM10 152H11V151H10ZM22 152H24V151H22ZM25 152H27V151L25 150ZM28 152H29V151H28ZM31 152H34V151H31ZM31 152H29V154L27 153L28 156H29L30 154H32ZM52 152H53V153H52ZM60 152H59V156H60V154H61ZM71 152H72V150H71ZM124 152H125V149H124ZM130 152H129V155H130V156H131V154L133 155V153L130 154ZM212 152H213V150H212ZM51 153H52V154H51ZM66 153H67V152H66ZM77 153H76V154H77ZM139 153H140V152H139ZM205 153H206V152H205ZM10 154H11V153H10ZM12 154H13V153H12ZM21 154H24V153H21ZM48 154H49V156H50V154H51V156H52L51 159H50L49 156H47ZM96 154H97V155H96ZM106 154H107V156H108V153H106ZM112 154H109V156L112 155ZM209 154H210V153H209ZM209 154H208V155H209ZM13 155H14V154H13ZM61 155H62V154H61ZM67 155H68V154H67ZM99 155H100V154H99ZM102 155L104 156V153H103ZM113 155H112V156H113ZM125 155H126V154H125ZM125 155H123V156L125 157ZM134 155H135V154H134ZM136 155L138 156L139 154H136ZM140 155H141V154H140ZM140 155H139V157H140ZM160 155H162V158H159ZM201 155H202V157H203V156L206 155V154L203 153V154H201ZM201 155H200V156H201ZM7 156H8V155H7ZM14 156L17 158L16 154H15ZM20 156H21V155H20ZM22 156L24 157V159H25V158H26V159L29 158V157H27V156L25 157V155H22ZM34 156H35V155H33L32 157H34ZM64 156H66V155H64ZM100 156H101V155H100ZM105 156H106V155H105ZM107 156L105 157V159L102 157L103 160L108 161ZM115 156H113V157H115ZM123 156H122V158H123ZM137 156H135V157H137ZM192 156H193V157H191V161H189V167H188V172H187V173H188V176H189V179H193V178H194V174H195V176L197 175V174L194 172V170H193V168H195V167H194V163H195V162H194V161H195L194 156H195V155L193 154V152H192ZM209 156H210V155H209ZM209 156H208V157H209ZM18 157H19V156H18ZM23 157H21V159H23ZM32 157H31V158H32ZM47 157H48L49 160H47ZM62 157H63V156H62ZM98 157H99V156H98ZM126 157H127V160H125V161H126V162L128 161V165H131L132 162L130 163V160L132 161V158L130 159L128 155H127ZM131 157H132V156H131ZM145 157H143V158L141 157L142 161H141V159H139V161L142 162V164H139V166H140V165H143V163L145 162V160H144V162H143V159H144ZM205 157H206V156H205ZM205 157H203V158L206 159ZM208 157H207V159H208V163H209V162H210V159H209ZM210 157H211V158L213 157V153H212V156H210ZM2 158H3V157H2ZM2 158H1V159H2ZM10 158H11V157H10ZM19 158H20V157H19ZM37 158H38V156H37ZM37 158H35V159H37ZM100 158H101V157H100ZM128 158H129L130 160H129ZM7 159L9 160L8 157H7ZM14 159H15V158H14ZM14 159H13V161H14ZM26 159H25V160H26ZM35 159H34V158L30 159V160H31L30 162H32V160H35ZM38 159H39V158H38ZM61 159H62V158L60 157V160H61ZM66 159H65V160H66ZM111 159H112V157H111ZM124 159H125V158H124ZM124 159H121V161L119 160L121 164H123V162H125ZM201 159H202V158H201ZM201 159H200L199 163H200V162H204V161H201ZM52 160L49 161V162L51 163ZM60 160H59V161H60ZM65 160H64L63 162L68 161V160H66V161H65ZM74 160H73V161H74ZM103 160H102V161H103ZM115 160H116L115 158H114V160L112 159V161H115ZM134 160H136V159H134ZM198 160H199V159H198ZM212 160H213V158H212ZM212 160H211V162H212ZM3 161H4V160H3ZM3 161H2V162H3ZM23 161H24V160H23ZM46 161H45V162H46ZM56 161H57V160H56ZM100 161H101V160H100ZM106 161H104V162H106ZM112 161L110 160L108 163H113V164L115 165V164L118 162V160H116L117 162H115V163L112 162ZM122 161H123V162H122ZM205 161L207 162V160H205ZM28 162H29V159L27 160V163H28ZM41 162H42V159H41ZM45 162H42V163H43L42 166H44V170H45V166L49 163V162H48V163L46 162V163H47V164H46ZM126 162H125V163H126ZM141 162H138V161H137V163H141ZM147 162L144 163V165H143L144 167L147 166V165H145V164H147ZM4 163H5V162H4ZM11 163H12V162H11ZM11 163H10V164H11ZM44 163H45L46 165H45ZM50 163H49L48 165H50ZM52 163H53V162H52ZM55 163H56V162H55ZM57 163H58V162H57ZM74 163H76V164H74ZM98 163H99V162H98ZM108 163H107V164H108ZM118 163H119V162H118ZM120 163H119V165H120ZM129 163H130V164H129ZM134 163L136 164V166H137L139 169H138V168H136V169L134 168V169H133V170H135V173H134V175H133V178H135L136 181H138L137 179H140L138 176L141 177L142 175H147L144 171H146V172H148V171H147V170H144L143 172L139 173V172L141 171V170H140L141 167H139V166L137 165L136 162H134ZM8 164H9V163H8ZM14 164H15V163H14ZM14 164H13V165H14ZM23 164H24V163H23ZM23 164H21V166H23ZM33 164H34V163H33ZM36 164H37V163H36ZM38 164H39V160H38ZM61 164H65V163H62V162H61ZM100 164H101V166H100L101 168H102V166L104 167V164H105L106 167H104L103 169H104L105 171L108 170V172H109V169H107V168H110V169H111L112 167H114L115 170L118 168L117 166H114V165H111V167H108V166L106 165V163L103 164L102 162H101ZM100 164H98V166H99ZM102 164H103V165H102ZM132 164H133V163H132ZM135 164H134V165H135ZM197 164H198V163H197ZM5 165H6V164H5ZM19 165H20V164H19ZM48 165H47V166H48ZM56 165H57V164H56ZM58 165H60V162H59ZM58 165H57V166H58ZM96 165H97V164H96ZM109 165H110V164H109ZM119 165H118V166H119ZM123 165H124V164H123ZM1 166H2V165H1ZM3 166H4V165H3ZM3 166H2V167H3ZM8 166H11V165H7V167H8ZM26 166H27V165H26ZM31 166H32V165H31ZM31 166H30V167H31ZM38 166H40V165H38ZM53 166H54V164H53ZM53 166H52V167H53ZM62 166H63V165H61V167H62ZM98 166H97V168H98ZM121 166H122V165H121ZM124 166H125V165H124ZM132 166H133V165H132ZM195 166H196V165H195ZM2 167H1V168H2ZM16 167H17V164H16ZM33 167H34V166H33ZM33 167H32V168H33ZM49 167H51V165H50ZM49 167H47V168H49ZM54 167H56V166H54ZM116 167H117V168H116ZM122 167H123V166H122ZM122 167H120L119 169H122ZM128 167H130V166H128ZM243 167H244V166H243ZM38 168H39V167H38ZM105 168H106L107 170H106ZM125 168H126L125 171L127 172V171H128V170H127V169H128V168H127V165H126ZM125 168H124V169H125ZM241 168H242V167H240V169H241ZM4 169H6V168L4 167V168H3V171H4ZM7 169H8V168H7ZM7 169H6V170H7ZM10 169H11V168H10ZM10 169H9V170H10ZM12 169H13V168H12ZM29 169H30V168H29ZM33 169H34V168H33ZM42 169H43V168H42ZM55 169L58 170V169H61V168L58 166L57 168H54V170H55ZM62 169H63V168H62ZM62 169H61V170H62ZM98 169H100V168H98ZM124 169H123V170H124ZM141 169L143 170L144 168H141ZM145 169H146V168H145ZM245 169H246V168H245ZM245 169L242 168V171L234 170V171H235L234 173L237 174L238 171H239V173H240V172H243V170H245ZM6 170H5V172H6ZM30 170H31V169H30ZM37 170H39V169H37ZM47 170H48V172H49V169H47ZM54 170H52V171H54ZM104 170H103V171H104ZM111 170H113V169H111ZM115 170L113 171L114 173H112V175H114V174L116 173ZM123 170H121V171H123ZM129 170H130V168H129ZM133 170H131V172H132ZM138 170H139V172H138ZM156 170H157V171H156ZM17 171H18V170H17ZM32 171H33V170H32ZM35 171H36V170H35ZM35 171H34V172H35ZM39 171H40V170H39ZM39 171H37V172H39ZM50 171H51V170H50ZM58 171L60 172V170H58ZM95 171H96V169H95ZM98 171L100 172V170H98ZM105 171L103 172V174L105 173ZM116 171H117V170H116ZM121 171H120V174H121ZM7 172H8V171H7ZM14 172H15V170H14V171L12 170V177H13V175H16V173H18V172H15V174H13ZM25 172H26V169H25ZM46 172H47V171H46ZM59 172H58V173H59ZM99 172H98V174H99ZM101 172H102V170H101ZM108 172H106V173H108ZM111 172H112V171H111ZM118 172H119V171H117V173H118ZM129 172H130V171H129ZM0 173H1V172H0ZM3 173H4V172H2V174H3ZM10 173H11V172H10ZM35 173H36V172H35ZM42 173H44V171H43ZM62 173H63V172L59 173V176H62V175H61ZM142 173H143V174H142ZM144 173H145V174H144ZM149 173H151V172H149ZM157 173H158V174H157ZM5 174H6V173H5ZM7 174H8V173H7ZM7 174H6V175H7ZM33 174H34V173H33ZM40 174H41V172H40ZM40 174L38 173V176L41 178V176H42L43 174H42V175H40ZM52 174L54 175V172H53ZM64 174H65V173H64ZM120 174H118V175H120ZM126 174H127V173H126ZM132 174H133V173H130L131 176H132ZM140 174H142V175H140ZM152 174H153V173H152ZM235 174H234L233 179H234L235 176H236ZM243 174H244V173H243ZM243 174H242V175H243ZM9 175H11V174H9ZM21 175H22V173L20 174V176H21ZM30 175H31V174H30ZM34 175L36 176V174H34ZM45 175H47V173H45ZM53 175H51V176H53ZM55 175L57 176L58 174L56 173ZM91 175H93V176H91ZM96 175H97V174H96ZM99 175H100V174H99ZM99 175H98V176H99ZM115 175L118 176L117 174H115ZM115 175H114V176H115ZM124 175H125V174H124ZM124 175H123V176L121 175V176L124 177ZM154 175H153V177H155ZM159 175H158V176H159ZM239 175H240V174H239ZM20 176H19V175H16V176H14V177H20ZM22 176H23V175H22ZM35 176H33V177H35ZM51 176H50V177H51ZM66 176H65V177H66ZM68 176H69V178H68ZM98 176H97V177H98ZM102 176H103V175H102ZM102 176H99L98 179H97V178H96V179L99 180V178L102 177ZM105 176H106V174H105ZM147 176H149V177H147V178H150V174H148ZM232 176H233V173H232L231 176H229V177H232ZM240 176H241V175H240ZM0 177H1V174H0ZM3 177H4V176H3ZM24 177H25V176H23L22 178H24ZM31 177H32V176H31ZM42 177H43V176H42ZM63 177H64V176H63ZM65 177H64V178H65ZM103 177H104V176H103ZM107 177H108V176H107ZM125 177H127V176H125ZM128 177H129V176H128ZM128 177H127V178H128ZM143 177H144V179L146 178L145 176H142V178H143ZM236 177H237V176H236ZM238 177H239V176H238ZM7 178H8V177L6 176V179H7ZM9 178H10V179H7V180H11V179H12L11 177H9ZM40 178H39V179H40ZM48 178H49V176L47 177V180H48ZM54 178H55V176H54ZM56 178H57V177H56ZM56 178H55V179H56ZM73 178H76V177H73ZM111 178H112V176H111ZM114 178H115V177H114ZM133 178H130V179L132 180ZM147 178H146V180H147ZM151 178H152V177H151ZM156 178H157V177H156ZM156 178H153L152 180L154 181V179H156ZM14 179H16V178H14ZM14 179H13V181H14ZM29 179H30V178H29ZM42 179H43V178H42ZM51 179H52V178H51ZM59 179H60V178H59ZM62 179H63V178H62ZM96 179H94V180L96 181ZM103 179H104V178H103ZM108 179H109V178H108ZM108 179H107V181H109ZM121 179H122V178H121ZM135 179H134V181H135ZM144 179H142V180H144ZM196 179H197V177H196ZM7 180H6V181H7ZM45 180H46V179H45ZM49 180H50V179H49ZM63 180H64V179H63ZM92 180H91V181H92ZM105 180H106V179H105ZM114 180L116 181L117 179H114ZM123 180H124V179H123ZM131 180H129V178H128V182H129L130 184H128V183L125 182L126 179L124 180V182H125L126 184L131 185V186H130V189H132V187H133V185H132L133 183H131V182H133V180H132V181H131ZM150 180H151V179H150ZM150 180H149V181H150ZM157 180H158V181H156V183L158 182L157 184H159V185L163 188V186H162V176H159V179L157 178ZM212 180H213V179H212ZM17 181H18V180H17ZM19 181H20V178H19ZM57 181H58V179H57ZM69 181H70V180H69ZM69 181H68V182H69ZM72 181H74V183H75V179L72 180ZM77 181H78V180H77ZM80 181H81V180H80ZM82 181H84V179H83ZM107 181H105V182L107 183ZM110 181H111V179H110ZM110 181H109V183H110ZM115 181H114V182H115ZM130 181H131V182H130ZM147 181H148V180H147ZM149 181L146 182L147 184H145V185L149 186V185H148ZM153 181L151 182V184L153 183ZM213 181H214V180H213ZM8 182H9V181H8ZM8 182H7V183H8ZM11 182H12V180H11ZM27 182H28V181H27ZM59 182H61V181H59ZM64 182H66V180H65ZM70 182H71V181H70ZM70 182H69V183H70ZM78 182H79V181H78ZM93 182H94V181H93ZM93 182H92V183H93ZM96 182H97V181H96ZM99 182L101 183L100 186L103 185V184H106L105 182L103 183V181H101V178H100ZM99 182H98L97 184H99ZM117 182H118V181H116L115 183H117ZM138 182L140 183L141 181H138ZM143 182L145 183V180H144ZM9 183H10V182H9ZM13 183H14V182H13ZM23 183H24V181H23ZM62 183H63V182H62ZM69 183H67V184H69ZM74 183H73V185H74ZM81 183H82L83 186L85 185L83 182H81ZM120 183H121V181H120ZM135 183L137 184V182H135ZM135 183H134V185H136ZM141 183H142V182H141ZM15 184H16V183H14V185H15ZM63 184H65V183H63ZM71 184H72V183H71ZM75 184H76V183H75ZM95 184H96V183H94V185H95ZM142 184H143V183H142ZM151 184H150V185H151ZM157 184H155V185H156L157 188H158L159 185H157ZM8 185H9V184H8ZM8 185H7V187H8ZM10 185H12V183H10ZM10 185H9V188H10L9 193H10V191H11V189H12V188L10 187ZM14 185H12V187H13ZM77 185L80 186V184H77ZM94 185H93V186H94ZM152 185H154V183H153ZM152 185H151V186H152ZM60 186H61V187H60V190H61V188H63V187H62V184H60ZM83 186H82V187H83ZM90 186H91V188L94 189V187H93L92 185H90ZM96 186H97V185H95V187H96ZM100 186H99V189H101ZM121 186H124V187H121V189L124 188V190H125V189H126L127 191L129 190V187H128V186H125V185H123V184H121ZM137 186H139V185L137 184ZM140 186H141V185H140ZM160 186H159V187H160ZM7 187H6V188H7ZM14 187H15V186H14ZM19 187H20V184H19V186H18V189H16V188H15V189L18 191V190L20 189ZM26 187H27V186H26ZM70 187H71V186H70ZM72 187H73V186H72ZM75 187H76V186H75ZM82 187H81V188H82ZM86 187H87V186H86ZM102 187H104V186H102ZM135 187H136V186H135ZM161 187H160V188H161ZM6 188L4 187V191H5ZM21 188H22V187H21ZM65 188H66V189L69 188L68 185H67V186L65 185ZM88 188H89V186H88ZM91 188H90V189H91ZM97 188H98V186H97ZM127 188H128V189H127ZM162 188H161V189H162ZM45 189H46V188H45ZM66 189H64V190H66ZM93 189H92V190H93ZM99 189H97V191H98ZM20 190H22V189H20ZM20 190H19V191H20ZM67 190H68V189H67ZM67 190H66V192H68V193L71 191V190H70V191H67ZM72 190L75 192L76 189H72ZM83 190H86V189H84V187H83ZM83 190H82V189L79 190V191H80V194H81V191H83ZM87 190H88V189H87ZM87 190H86V191H87ZM94 190H96V189H94ZM126 190H125V192H126ZM153 190L155 191L156 189H153ZM159 190H160V189H159ZM162 190H163V189H162ZM0 191H1V190H0ZM4 191H3V192H4ZM6 191H7V189H6ZM12 191H14V189H12ZM25 191H26V190H25ZM53 191H54V190H53ZM89 191L91 192V190H88V192H89ZM101 191H103V189H101ZM101 191H99V192H100V194H99L100 196L102 195V194H101ZM130 191H131V190H130ZM130 191H129V192H130ZM160 191H161V190H160ZM225 191H226V190H225ZM3 192H2V193H3ZM7 192H8V191H7ZM7 192H6V193H7ZM20 192H21V191H20ZM57 192H58V191H57ZM71 192H72V191H71ZM74 192H73V193H74ZM84 192H85V191H84ZM90 192H89V193H90ZM95 192H96V191H95ZM95 192L92 191L91 193L93 194V193H95ZM99 192H96L97 197H98V193H99ZM103 192H104V191H103ZM103 192H102V193H103ZM125 192H124V193H125ZM2 193H0V196H2ZM22 193H23V192H22ZM22 193H21V194H22ZM63 193H65V191H64ZM63 193H62V194H63ZM68 193H67V194H68ZM75 193L78 194V191L75 192ZM82 193H83V192H82ZM13 194H14V193H13ZM13 194H12V196H10V197L13 198ZM50 194H51V193H50ZM71 194H72V193H70V196H71ZM80 194H79V195H80ZM84 194H86V192H85ZM84 194H83L82 196H84ZM103 194H104V193H103ZM127 194H128V193H126V195H127ZM3 195L6 196L5 193H3ZM10 195H11V193H10ZM22 195H25V194H22ZM22 195H20V196H22ZM63 195H64V194H63ZM65 195H66V194H65ZM65 195H64V196H65ZM72 195H73V194H72ZM74 195H75V194H74ZM86 195H87V194H86ZM86 195H85V196H86ZM96 195H95V196H96ZM5 196H4V197H5ZM7 196H9V194H7ZM7 196L5 197L6 199H7ZM15 196H16V195H15ZM17 196H19V195H17ZM20 196H19L18 198H22V199L24 200V198H23V197H20ZM29 196H30V194H29ZM31 196H32V195H31ZM77 196H78V195H76V197L73 196V197H74L73 199L76 198V201H82L81 204L83 205V208H84V207L86 206V205L84 206V204H83V203L86 202L85 198H84V201H85V202H83V198H82V200H80V199H81V197H80V199L78 200V199H77V198H78ZM85 196H84V197H85ZM93 196H94V194H93ZM93 196L91 195L92 198H91L90 200H93V201L98 200L99 197H98L97 199H96V198L93 199V198L95 197V196H94V197H93ZM10 197H9V198H10ZM24 197H25V196H24ZM41 197H42V196H41ZM65 197H66V196H65ZM71 197H72V196H71ZM89 197H90V195L88 196V198H89ZM2 198H3V197H2ZM2 198H0V200H1ZM5 198H4V199H5ZM9 198H8V200H9ZM62 198H63V196H62ZM67 198H68V197H67ZM100 198L102 199V197H100ZM191 198H193V197H191ZM6 199H5V200H6ZM69 199H70V198H68V201H69ZM71 199H72V198H71ZM73 199H72V200H73ZM86 199H87V198H86ZM2 200H3V199H2ZM2 200H1V201H2ZM23 200H22V201H23ZM1 201H0V205H1V204L3 205V202H1ZM3 201H4V200H3ZM12 201H14V200H12ZM18 201H19V200H17V202H16L17 204H19ZM59 201H60V200H59ZM59 201H58V203H59ZM62 201H63V200H62ZM66 201H67V200H66ZM66 201H65V202H66ZM70 201H71V200H70ZM98 201H100V199H99ZM8 202H9V201H8ZM14 202H15V201H14ZM72 202H73V201H72ZM74 202H75V200H74ZM88 202L91 204L92 201L90 202L89 199H88ZM96 202H97V201H96ZM6 203H7V202H6ZM6 203H5V204H6ZM10 203H11V201H10L8 204H10ZM20 203H21V202H20ZM22 203H24V202H22ZM60 203H61V202H60ZM60 203H59V204H60ZM66 203H67V202H66ZM70 203H71V202H69V204L66 205L65 207H67V206L69 207V206L71 205ZM76 203H77V202H76ZM93 203H94V202H93ZM11 204H12V203H11ZM17 204H16V205H17ZM78 204H79V205H78ZM85 204H86V203H85ZM87 204H88V203H87ZM90 204H89V205H90ZM110 204H111V203H110ZM110 204H109V205H110ZM2 205H1V206H2ZM23 205H24V204H23ZM61 205H62V204H61ZM73 205H78V206L80 207V203H77V204L72 203V206H73ZM109 205H108V207H109ZM112 205H113V203L111 204V206H112ZM115 205H118V204H115ZM7 206H8V205H7ZM9 206H10V205H9ZM21 206H22V205L18 206V209L21 208ZM62 206H63V205H62ZM90 206H91V205H90ZM90 206H88V207H90ZM111 206H110V207H111ZM119 206H120V204H119ZM2 207H4V205H3ZM5 207H6V206H5ZM5 207L3 208V210L5 209ZM27 207H28V206H27ZM79 207H78L77 211L80 210ZM92 207H93V206H92ZM92 207L89 208L90 211H91ZM99 207H101V206H99ZM99 207L97 206V208H99ZM104 207L106 208L105 205H104ZM104 207H102V208L104 209ZM116 207L119 208L118 206H116ZM116 207H114V208L112 207V208L116 210ZM0 208H1V207H0ZM7 208H9V207H7ZM14 208H15V207H14ZM22 208H23V206H22ZM76 208H77V207H76ZM94 208H96V207H94ZM97 208L94 209V210H96L95 212L98 211ZM12 209H13V208H12ZM85 209H86V208H85ZM103 209H102L101 212H103V211L105 210V209H104V210H103ZM106 209L109 211V208H106ZM6 210H7V209H6ZM81 210H82V207H81ZM81 210H80V211H81ZM107 210L104 212L105 215H106V213L108 212ZM18 211H19V210H18ZM80 211H79V212H80ZM84 211H85V210H84ZM86 211H87V210H86ZM86 211H85V213H86ZM81 212H82V211H81ZM93 212H94V211H93ZM98 212H99V211H98ZM109 212H114V211L111 210V211H109ZM89 213H90V212H89ZM91 213H92V211H91ZM104 213H101V214L103 215ZM116 213H117V212L115 211V214H116ZM77 214L80 215L79 213H77ZM94 214H95V215H94ZM94 214L92 215L93 218H94V219H93V223H94V220H95V218H96V217H94V216H97L96 213H94ZM108 214H109V213H108ZM86 215H88V214H86ZM89 215H90V214H89ZM102 215H99V216H102ZM110 215H111V214H110ZM82 216H83V214H82ZM99 216H98V217H99ZM112 216H113V215H112ZM112 216H111V217H112ZM79 217H80V216H79ZM79 217H78V220L80 219ZM87 217H88V218H87ZM87 217L84 216V218H87V219H90V218H91V216H90V217L87 216ZM139 217L141 218V214L139 215ZM143 217H144V216H143ZM143 217H142V218H143ZM84 218H83V219H84ZM142 218H141L140 220H142ZM81 219H82V217H81ZM87 219H84V220H86V222H87ZM91 219H92V218H91ZM91 219L88 220V221H91ZM134 220H136V219H133V222H134ZM137 220H138V219H137ZM137 220L135 221V224L139 225V224H138L139 222H137ZM138 221H139V220H138ZM143 221H144V219H143ZM141 222H142V221H141ZM141 222H140V223H141ZM77 223L79 224V222H77ZM83 223H84V225H85V221L82 222V224H83ZM87 223H88V222H87ZM87 223H86L85 227L88 228V230L90 231V229H89V225H88V227H87ZM93 223H92V221H91V224H93ZM142 223L144 224V222H142ZM142 223H141V224H142ZM33 224H34V222H33ZM80 224H81V223H80ZM82 224H81V225H82ZM89 224H90V222H89ZM133 224H134V223H133ZM133 224L131 225V227H133V226L135 225V224H134V225H133ZM141 224H140V225H141ZM143 224H142V225H143ZM145 224H146V222H145ZM81 225H79V227H81V229L78 227V225H77V228H75V229H76V230H77V229H78V230L80 229V230L83 231V230H84V229H83L84 226L82 225V226H83V227H82ZM137 225H135L136 227H135L134 229L137 228V230H138V227H139V226L137 227ZM142 225H141L140 227H143ZM150 225H151V224H150ZM150 225H149V227H150ZM42 226H43V227H42ZM42 226H41L42 228H45L44 225H42ZM91 226H92V225H91ZM39 227H40V225H39ZM75 227H76V226H75ZM85 227H84V228H85ZM131 227H130V228H131ZM146 227H148V226L146 225ZM91 228H92V227H91ZM64 229H65V228H64ZM66 229H67V227H66ZM68 229H70V228L68 227ZM75 229L72 230V231H73V232H72L73 234L76 233V236H74V238L78 236V235H77V232H78V231L75 232V231H74ZM92 229H93V228H92ZM92 229H91V231H92ZM147 229H148V228H146V229H144V230L147 231ZM62 230H63V229H62ZM85 230H86V229H85ZM137 230H135V231L137 232ZM139 230L141 231L142 228L139 229ZM139 230H138V232H140ZM82 231L79 232V236H80V233H81L82 236H84V234L82 233ZM133 231H134V230H133ZM133 231H132V233H133ZM146 231H144V234H145ZM61 232H64V230L61 231ZM61 232H59V233H61ZM84 232H85V231H84ZM86 232H87V230H86ZM86 232H85V234H86ZM138 232H137L136 234H138ZM59 233H58V235H61V234H59ZM70 233H71V232H70ZM72 233H71V234H72ZM89 233H90V232H89ZM140 233H141V232H140ZM140 233H139V235H136V236L134 235V234H135V233H134V234H131V236H132V237H134V236H135V237L139 236V237H137V239H138L139 242H140L141 239H143V237H141V239H140V236H141V235L144 236V235H143V231H142V234H140ZM45 234H46V233H45ZM66 234H67V232L65 231V233L61 236V239H63V238L65 239V237H66V239H67L68 237L66 236ZM71 234H70V235H71ZM73 234H72V235H73ZM87 234H88V232H87ZM90 234H91V236H92L94 233L92 234V232H91ZM58 235H56V236L58 237ZM72 235H71L70 237H72ZM74 235H75V234H74ZM147 235H148V234H147ZM85 236H87V235H85ZM85 236H84V237H85ZM89 236H90V235H89ZM91 236L89 237V239L91 238ZM57 237H56V238H57ZM87 237H88V236H87ZM87 237H86V239H87ZM93 237H94V235H93ZM95 237H96V236H95ZM95 237H94L93 239H90V240L94 241ZM129 237H130V235H129ZM132 237H130V238L127 237V238H128V239H132ZM135 237H134V238H135ZM58 238H59V237H58ZM74 238H73V240L76 242V240L78 239V237H77L76 240H75ZM114 238H115V237H114ZM127 238H126V239L124 238V239H125L126 241H128ZM145 238H146V234H145ZM61 239L59 238V241H60V242H61ZM70 239H72V238H70ZM70 239H69L68 241L71 242ZM79 239L81 240V242L79 243L80 240L77 241L78 244H80V245H77V247H78V246L81 247V243H82V247L84 246V244H87L86 247H88V244H89V242H90L88 239H87V240L84 239V238L81 239V236H80ZM120 239L123 240V238H120ZM120 239H119V240H120ZM137 239L135 238V240H134V239H132V240L137 241ZM82 240H83V241L86 240V243L82 242ZM119 240H116L117 242L115 241V243H118V242H119V244H120V241H119ZM122 240H121V241H122ZM125 240H124V241H125ZM5 241H6V240H5ZM74 241H73V244H75V246H76L77 242L75 243ZM87 241H89V242L87 243ZM95 241H96V239H95ZM111 241H112V240H111ZM111 241H110V242H111ZM124 241H123V242H124ZM126 241H125V242H126ZM2 242H3V241H2ZM9 242H10V241H9ZM110 242H109V243H110ZM112 242H113V241H112ZM137 242H138V241H137ZM68 243H69V242H68ZM83 243H84V244H83ZM92 243H94V242H92ZM92 243L90 242V245H89V247H88V251L90 250V246H91V249L93 248V247H92V246H93ZM96 243H97V242H96ZM96 243H94V245H96ZM6 244H7V242H6ZM71 244H72V242H71ZM73 244H72L71 247H73ZM121 244H122V243H121ZM121 244H120V245H121ZM137 244H138V243H137ZM2 245H3V244H2ZM109 245H110V244H109ZM134 245H135V244H134ZM4 246H5V244H4ZM75 246H74V247H75ZM98 246H99V244H98ZM100 246H101V245H100ZM114 246H115V245H114ZM116 246H117V245H116ZM129 246H130V244H129ZM129 246H128V247H129ZM71 247H70V248H71ZM77 247H75V249H77ZM79 247H78V250H77V251H80V250L82 251L83 248L81 247V249L79 250ZM84 247H85V246H84ZM101 247H103V246H101ZM101 247H99V248H101ZM109 247H110V246H109ZM121 247H122V245H121ZM123 247H124V246H123ZM123 247H122V250H124ZM17 248H18V247H17ZM19 248H20V247H19ZM94 248H95V246H94ZM94 248H93V249H94ZM112 248H114V247H113V243H112ZM101 249H102V248H101ZM101 249H100V250H97V246H96V251L101 252ZM110 249H111V247H110ZM114 249H115V248H114ZM120 249H121V248H120ZM126 249H127V248H126ZM226 249H227V248H226ZM17 250H18V249H17ZM72 250H73V249H72ZM103 250H104V249H103ZM103 250H102V252H103ZM107 250H109V249H108V246H107ZM111 250H112V249H111ZM115 250H117V248H116ZM122 250H121V253L123 252ZM19 251H22V249H21V250L19 249ZM77 251L74 250V252H77ZM85 251L87 252V250H85ZM90 251H91V250H90ZM226 251H227V250H226ZM83 252H84V250L82 251V253H83ZM94 252H95V249H94V251L91 252V254H92V253L94 254ZM108 252H109V251H108ZM113 252H114V251H113ZM127 252H128V251H127ZM21 253H22V252H21ZM21 253H20V254H21ZM23 253H24V250H23ZM80 253H81V252H80ZM97 253H98V252H95V256H96ZM104 253H105V251H104ZM114 253H115V252H114ZM114 253H113V254H114ZM118 253H119V252H118ZM124 253H126V252H124ZM130 253H131V251H130ZM18 254H19V253H18ZM20 254H19V256H20ZM84 254H85V252H84ZM88 254H89V252H88ZM88 254L86 253V255H88ZM109 254H111V253H109ZM113 254H111V256H113V257L115 258L116 253H115V256H114ZM126 254H128V253H126ZM22 255H23V254H22ZM86 255H84V256H85L84 258H86ZM89 255H90V254H89ZM99 255H100V254H99ZM119 255H120V253L118 254V256H116L117 259H118V257H119V258H122V257L119 256ZM124 255H125V254H124ZM19 256H18V257H19ZM90 256H91V257H87L86 259H88V258H89V259H90V258L92 259V257H93L94 255H93V256L90 255ZM107 256H108V255H107ZM111 256H109V258H110ZM0 259H2V258H0ZM6 259H7V258H6ZM91 259H90V260H91ZM111 259L113 260V258H111ZM115 259H116V258H115ZM243 259H244V258H243ZM92 260H93V259H92ZM1 261H2V260H1ZM1 261H0V262H1ZM3 261H4V260H3ZM5 261H6V260H5ZM6 262H7V261H6ZM109 262H110V261H109ZM10 263H11V262H10ZM10 263H7V264H10ZM2 264H3V262H2ZM4 264H5V263H4Z\"/></svg>",
  "mask_w": 264,
  "mask_h": 264
},
{
  "label": "built area",
  "instance_id": "built-area-1",
  "mask_svg": "<svg viewBox=\"0 0 264 264\" xmlns=\"http://www.w3.org/2000/svg\"><path fill=\"white\" fill-rule=\"evenodd\" d=\"M252 153H264V133L254 137L251 149ZM189 159L186 152L176 150L170 162L164 166L162 172V184L166 190H177L186 185L189 181L188 176Z\"/></svg>",
  "mask_w": 264,
  "mask_h": 264
}]
</instances>
